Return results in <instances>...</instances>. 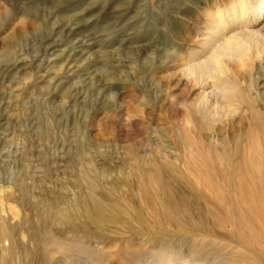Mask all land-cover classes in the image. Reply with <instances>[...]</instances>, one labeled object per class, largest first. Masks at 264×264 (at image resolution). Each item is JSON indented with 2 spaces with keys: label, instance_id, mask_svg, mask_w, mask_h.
Segmentation results:
<instances>
[{
  "label": "bare ground",
  "instance_id": "obj_1",
  "mask_svg": "<svg viewBox=\"0 0 264 264\" xmlns=\"http://www.w3.org/2000/svg\"><path fill=\"white\" fill-rule=\"evenodd\" d=\"M198 2L166 0L165 9ZM204 6L187 57L167 38L160 52L162 66L175 62L178 82L164 80L177 99L196 91L184 161L146 157L110 178L83 151L72 177L39 196L33 173L1 185L0 264H264V0ZM226 117L247 119V130L214 147Z\"/></svg>",
  "mask_w": 264,
  "mask_h": 264
},
{
  "label": "rangeland",
  "instance_id": "obj_2",
  "mask_svg": "<svg viewBox=\"0 0 264 264\" xmlns=\"http://www.w3.org/2000/svg\"><path fill=\"white\" fill-rule=\"evenodd\" d=\"M199 1L175 14L166 0H0V186L33 173L39 196L72 177L83 151L110 178L146 157L184 161V113L196 91L177 99L164 80L178 82L175 62L162 66L160 52L166 38L184 57L195 47L211 0ZM214 125L218 143L244 133L248 120Z\"/></svg>",
  "mask_w": 264,
  "mask_h": 264
}]
</instances>
